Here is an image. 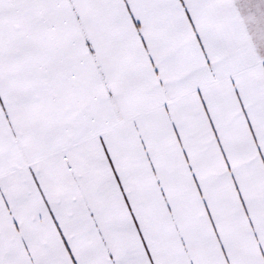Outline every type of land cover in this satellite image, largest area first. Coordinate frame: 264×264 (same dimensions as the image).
<instances>
[{"label":"snow or ice","instance_id":"snow-or-ice-1","mask_svg":"<svg viewBox=\"0 0 264 264\" xmlns=\"http://www.w3.org/2000/svg\"><path fill=\"white\" fill-rule=\"evenodd\" d=\"M0 264H264V0H0Z\"/></svg>","mask_w":264,"mask_h":264}]
</instances>
